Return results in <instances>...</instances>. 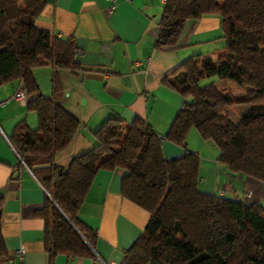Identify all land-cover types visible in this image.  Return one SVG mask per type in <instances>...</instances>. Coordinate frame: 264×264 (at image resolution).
<instances>
[{
	"label": "trees",
	"instance_id": "16d2710c",
	"mask_svg": "<svg viewBox=\"0 0 264 264\" xmlns=\"http://www.w3.org/2000/svg\"><path fill=\"white\" fill-rule=\"evenodd\" d=\"M46 3L0 0V86L18 81L37 116L36 128L23 121L10 139L47 193L36 214L50 257L94 256V230L79 210L98 171L121 169V196L150 219L120 264H264V206L200 190L199 157L186 151L166 160L161 148L163 139L184 146L195 129L218 149L226 170L264 183V0H165L156 48L175 46L187 20L214 15L222 50L189 57L163 78L184 98L163 137L143 118L110 117L93 132L95 145L66 167L54 155L69 145L79 120L40 93L33 69L78 67L77 46L35 25ZM228 82L245 90L235 93ZM241 105L246 109L233 122L227 112ZM2 209L0 197V217ZM6 255L0 229V256Z\"/></svg>",
	"mask_w": 264,
	"mask_h": 264
},
{
	"label": "crops",
	"instance_id": "0c3cea01",
	"mask_svg": "<svg viewBox=\"0 0 264 264\" xmlns=\"http://www.w3.org/2000/svg\"><path fill=\"white\" fill-rule=\"evenodd\" d=\"M164 4L165 0H47L35 25L72 39L81 50L73 69L53 65L33 69L40 93L56 100L80 123L69 145L55 153L56 165L66 167L74 156L94 146L93 132L110 117L126 123L140 117L160 137L167 132L184 98L162 83L163 78L189 57L222 50L224 39L220 17L210 15L187 20L175 46L156 48ZM19 85L14 81L0 86V229L7 252L0 256V264H120L150 219L148 212L121 196V169L98 171L79 210L81 221L94 230V256L51 258L46 251L44 221L36 211L47 193L6 140L11 141L17 124L25 121L32 129L38 124L36 113L12 97ZM226 85L241 89L231 82ZM238 107L240 116L246 105ZM231 112L236 122L239 117L233 118ZM161 148L166 160L186 151L199 157L200 190L264 206V183L226 170L218 162V149L195 129L184 146L163 139ZM21 245L25 253L19 259Z\"/></svg>",
	"mask_w": 264,
	"mask_h": 264
},
{
	"label": "built area",
	"instance_id": "2783aa9c",
	"mask_svg": "<svg viewBox=\"0 0 264 264\" xmlns=\"http://www.w3.org/2000/svg\"><path fill=\"white\" fill-rule=\"evenodd\" d=\"M111 9H112V7L108 10L109 13L111 12ZM74 51H75L76 53H78V52H80L81 50H80L78 47H76V48L74 49ZM12 97H13V99H14L15 101H17V102H19V103H21V104H24V105L27 104L28 99H29L26 88H25L24 86H22L21 84L16 88V90L14 91ZM6 140L8 141V144H10L12 150H13V151L19 156V154L17 153L15 147H14L13 144L11 143V141H10L8 138H6ZM21 160H22V159H21ZM22 163L25 164V162H24L23 160H22ZM25 166L27 167L28 170L32 171V168H30V167L27 166L26 164H25ZM250 193H251V192H248V194H250ZM24 253H25V247H24L23 245H21V246L18 248L16 254H17L18 258L21 259V258L23 257V255H24Z\"/></svg>",
	"mask_w": 264,
	"mask_h": 264
},
{
	"label": "rangeland",
	"instance_id": "374dc122",
	"mask_svg": "<svg viewBox=\"0 0 264 264\" xmlns=\"http://www.w3.org/2000/svg\"><path fill=\"white\" fill-rule=\"evenodd\" d=\"M210 81H212V79L211 78H208V79H205V80H203L202 81V84H206V83H208V82H210ZM239 91H237V89H236V91H234L235 93H243V91L245 90V89H243V88H241V89H238ZM230 110H232V112H231V115H232V117L233 118H235L236 116L237 117H239L238 115H239V113H240V111H242V107H238V106H235V107H232ZM229 111V110H228ZM227 114L229 115V113L227 112ZM229 117H230V115H229ZM230 119H231V117H230ZM239 119V118H238ZM232 120V119H231ZM233 121V120H232ZM238 120H236V122H237ZM234 122V121H233ZM36 127V126H35ZM34 127V128H35Z\"/></svg>",
	"mask_w": 264,
	"mask_h": 264
}]
</instances>
